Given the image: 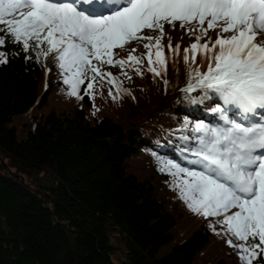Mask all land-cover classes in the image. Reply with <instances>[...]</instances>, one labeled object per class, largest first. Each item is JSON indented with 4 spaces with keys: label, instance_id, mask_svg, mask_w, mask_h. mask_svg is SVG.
I'll return each instance as SVG.
<instances>
[{
    "label": "trees",
    "instance_id": "trees-1",
    "mask_svg": "<svg viewBox=\"0 0 264 264\" xmlns=\"http://www.w3.org/2000/svg\"><path fill=\"white\" fill-rule=\"evenodd\" d=\"M180 31L170 38L183 50L193 38ZM24 56L0 64V264H239L152 155L175 158L176 129L197 115L180 92L182 62L169 64L167 87L146 68L129 80L106 67L131 95L113 100L104 84L77 100L54 61Z\"/></svg>",
    "mask_w": 264,
    "mask_h": 264
},
{
    "label": "snow or ice",
    "instance_id": "snow-or-ice-1",
    "mask_svg": "<svg viewBox=\"0 0 264 264\" xmlns=\"http://www.w3.org/2000/svg\"><path fill=\"white\" fill-rule=\"evenodd\" d=\"M177 24L193 38L183 50L162 43ZM134 42L145 54L116 58ZM21 52L51 56L77 100L104 84L113 100L131 95L106 67L129 80L146 68L167 87L169 64L182 62L180 92L197 115L176 129L175 158L152 153L158 171L239 264H264V0H0V64Z\"/></svg>",
    "mask_w": 264,
    "mask_h": 264
},
{
    "label": "rangeland",
    "instance_id": "rangeland-1",
    "mask_svg": "<svg viewBox=\"0 0 264 264\" xmlns=\"http://www.w3.org/2000/svg\"><path fill=\"white\" fill-rule=\"evenodd\" d=\"M177 29H179V30H181L180 29V27H179V24H177L176 25V29L173 31V30H171L167 25L165 26V32L167 33V37L164 39V41L165 42H167L168 41V37H170L171 35H173V34H175L176 33V31H177ZM182 34H183V37H184V41H185V43L187 42L188 43V40L190 41V37L188 36V35H186L182 30L180 31ZM144 35H146V36H148V35H150V36H157L158 35V33L157 32H150V31H145L144 32ZM142 44H143V42L142 43H131V44H128L127 46H126V48L124 49V50H119V49H117L116 50V52L118 53V55H117V57H124V56H127V55H129V51L131 50V49H133V48H135L137 51L134 53V54H140L143 50H144V48H143V46H142ZM53 58L50 56L47 60H46V63H53ZM77 106V104L75 103V102H73L72 104H71V107H76ZM38 113H40V111H35L34 113H32L33 115H36V114H38ZM31 114V115H32ZM31 115L30 114H28V115H25V117H23V118H19L18 120H16V122H15V125H16V127L18 128V135H19V138L20 139H23V137H24V134H23V132H22V129H23V126H22V124L23 123H25V121H27V120H29V119H31ZM47 183V182H49V179L48 178H44V180H43V183ZM195 227H192L191 228V230H193ZM185 230V229H184ZM188 232V231H187ZM189 232H191V231H189ZM188 232V233H189ZM187 233V234H188ZM186 234V235H187ZM185 235V236H186ZM184 236V237H185ZM181 240L183 239V237L182 238H180Z\"/></svg>",
    "mask_w": 264,
    "mask_h": 264
}]
</instances>
